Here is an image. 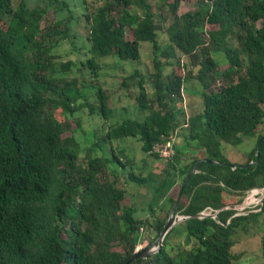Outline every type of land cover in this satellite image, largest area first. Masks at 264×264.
I'll use <instances>...</instances> for the list:
<instances>
[{
  "label": "trees",
  "instance_id": "trees-1",
  "mask_svg": "<svg viewBox=\"0 0 264 264\" xmlns=\"http://www.w3.org/2000/svg\"><path fill=\"white\" fill-rule=\"evenodd\" d=\"M154 1L172 15L166 29L156 22L161 14L149 0H46L32 8L26 0L15 6L12 0H0V264H243L230 250L232 236L238 229L246 231L248 223L260 220L258 226L264 225V197L257 211L235 215V209H222L228 205L222 193L241 198L251 188L264 187V139L258 135L244 163L226 158L220 142L238 145L264 125V0H199L197 9L180 16L183 0ZM75 19L85 31L87 47L69 50H82L87 58L58 62L54 48L71 41L69 26ZM206 24L217 28L205 30ZM142 42L151 45L156 66L152 97L144 78L138 81L137 106L146 113L141 120L126 118L102 130L112 112L106 91L85 82L78 87L64 75L87 68L97 77L99 61L110 56L136 62ZM211 54H219L227 68L216 70L219 60ZM181 55L188 56L190 70H197L201 108L179 132L182 142L174 148L193 145L206 154L184 188L197 159L177 167L174 157L156 176L145 158L137 160L135 152L122 147L124 140H133L139 152L161 158L153 147L176 131L183 114L181 90L189 80L163 69L180 65ZM206 72L222 82L210 88ZM88 89L98 106L89 102ZM83 107L88 109L85 149L74 134L79 119L74 129L68 122ZM56 109L63 120L55 117ZM66 130L69 136L62 135ZM179 179L173 196L169 191ZM124 181L149 189L144 205L122 203ZM176 201L175 212L190 216L182 222L183 240L172 243L171 227L155 252L130 261L142 231L159 234L168 211L160 213ZM206 206L220 209L216 218H193ZM143 210L146 216L140 215ZM261 252L264 264V235Z\"/></svg>",
  "mask_w": 264,
  "mask_h": 264
},
{
  "label": "rangeland",
  "instance_id": "rangeland-1",
  "mask_svg": "<svg viewBox=\"0 0 264 264\" xmlns=\"http://www.w3.org/2000/svg\"><path fill=\"white\" fill-rule=\"evenodd\" d=\"M19 0H12V5L15 6L18 3ZM89 1V0H88ZM46 0H26V3L29 7H34L36 5H44ZM72 4H78L81 3V0H70ZM151 5H153V9L155 12H160L161 16L156 17V22H160L163 29H166L169 25V23L172 20V15L169 11H167V8L159 9L154 4V0H149ZM199 5V0H183L181 1L178 9L177 14L178 16L182 15L186 11H193L197 9ZM132 13L139 14V9L136 7L131 8ZM49 18H53V13L50 10L49 11ZM162 16H166V19L163 20ZM43 23V21H41ZM259 24V23H258ZM217 28L215 25H205V30H211ZM70 34H71V41H63L60 43L59 46L55 47L54 50L57 53V61H66V60H74L78 61L80 59H86L87 55L83 52L86 50L87 47V40L85 36V31L79 24L78 20H72L69 26ZM76 36V37H72ZM166 39L165 35H161V40L164 41ZM89 45V44H88ZM235 45H237L235 43ZM70 46H74L77 49L79 47L83 50H80L79 52H71L69 50ZM210 56L216 58L219 60V63L216 66V70L222 71L225 68H227L228 64L219 54H211ZM208 57V56H206ZM204 57V58H206ZM203 58V59H204ZM99 61V60H98ZM100 63H103L101 66V69H99L97 77L93 74H90L89 69L85 68L83 71H75L72 70L71 72H68L64 75V79L68 80L70 82H75L78 87L81 86L82 82H85L87 84H96L100 85L103 90L106 91L108 94V105L112 108L111 114L108 116L107 119L104 121V126H101L100 129L106 130L109 124H115L123 119L131 118V119H138L141 120L144 115L145 111L141 110L137 106V95L139 92L138 87V81L141 78V76L144 78V85L146 86V89L149 93L148 98L152 97L153 94L151 93L153 90L152 86V73L156 70L155 62L153 60L152 55V48L151 45L148 42H142L140 45V57L138 61L136 62H120L117 59L110 57H105L99 61ZM181 64L180 65H166L164 67V74H169L171 70L178 74L179 76L189 78V80H185V83H183V90H181V96L182 99L178 102V107H181L183 110V114H179L178 117V123L177 128L174 133H172L169 136V139L172 141L173 146V154L171 157L168 158H159V159H152L151 157L146 156L142 152H139V145L137 142L133 140H124L122 143V147L126 148V152H129L130 154L135 152V158L137 160H140L141 158H145L147 160L148 167L151 169L152 174L156 176H162V171L167 169L170 162L174 160V157H177V167L182 166L183 164L190 163L191 161L199 158L206 157V154L203 149H194L195 147L193 145L184 146L183 149L176 150L174 148L175 144H180L182 142V138L179 134L181 131L183 133V130L188 127V119L195 115V113L201 108V97L199 95V91L202 89L201 83L196 78V68H193L190 70V64H189V58L187 55H181ZM184 64H187V66L183 69ZM137 70L139 73L134 75V71ZM207 74V81L211 82L210 88H215L219 85V83L222 82L221 78H213L212 74L210 72H206ZM234 80H236V77H234ZM126 84V86L124 85ZM62 84V82L60 83ZM209 88V89H210ZM83 90V88H81ZM86 95L89 99V102L92 105L98 106V101L93 96V91L87 90ZM83 100L80 102H73L72 106L79 105ZM156 107V104L155 106ZM87 114L88 109L86 107H83L82 109L76 111L73 116H70L68 118V122L70 123L71 129H74L76 127V120L79 119L80 121V128L77 129V131L74 133L76 140L79 142L81 148L85 149V147L88 145L86 141L87 132H88V120H87ZM54 115L57 118V120L61 121L63 120V115L60 112V109L54 110ZM87 117V118H86ZM94 120V119H93ZM97 118H95V121ZM83 130L85 133H83ZM70 130H66L62 135L63 136H69ZM259 134H264V125L260 126L259 129L255 132L254 136L244 138L243 141L238 145H230L224 142H220L221 146V152L228 158L231 162L236 163H244L248 159V154L251 152V150L254 148L257 137ZM86 135V137H85ZM117 145V141L113 142V146L115 147ZM134 150V151H133ZM134 154V153H133ZM84 156V151L80 152L79 158L80 161ZM142 165V164H141ZM108 178H112V174H108ZM181 180L179 179L178 183L175 184L171 189L170 193L175 196L178 191V186ZM124 188L127 190L125 198L122 203L128 204L130 202H134L135 204L142 206L145 204L147 199L150 197L149 189L145 186H135L134 184L127 183L124 181L123 183ZM258 190H255V189ZM255 189L251 188L247 190L243 197L239 198V196L235 194H228V193H222V198L226 199V203L230 205H234V209L236 210L235 215L238 212H243L241 214H246L249 212V210L257 211L259 209V206L261 204L260 200H256L260 194L259 188L256 187ZM255 192V197L250 196L252 193ZM128 192L135 193L136 196H132L128 194ZM250 196L249 198H247ZM247 198V199H246ZM246 199V201L254 200L251 203H249L245 209L240 211L238 209V206L242 204V202ZM182 201H186V199H182ZM226 205V206H228ZM168 211V216L170 215V210H165L160 213V216H164L166 212ZM148 213L147 210H143L140 212V215L146 216ZM174 215L178 217H182V215L179 212H175ZM239 215V214H237ZM263 216V215H262ZM260 221V220H259ZM258 222L255 224L248 223L247 230L238 229L233 234V240L234 243L231 246V252L235 255L239 256V260L243 264H260L263 260L262 258V252H261V239L264 235V225L260 223L258 226ZM183 220L176 221V224H174L173 232L170 234L172 237V243L174 245H177L178 241L183 240V236H180L183 229ZM145 230V228H144ZM143 235L140 240V242L136 245V248H144L146 246H151V249H154L155 251L157 249V243L154 245L153 243L156 241L159 234H157L156 231L153 230H146L142 231ZM145 237V238H144ZM144 238V239H143ZM173 255L176 253V247L173 249L170 248Z\"/></svg>",
  "mask_w": 264,
  "mask_h": 264
},
{
  "label": "water",
  "instance_id": "water-1",
  "mask_svg": "<svg viewBox=\"0 0 264 264\" xmlns=\"http://www.w3.org/2000/svg\"><path fill=\"white\" fill-rule=\"evenodd\" d=\"M264 139V134L261 136V140ZM257 157H258V150L255 151ZM202 160H205V158H199L194 164H193V167L191 168V170L187 173V175L185 176L182 184H181V188H184L186 186V184L188 183L189 179L192 177V175L197 171V166L198 164L202 161ZM209 162H215L214 160H208ZM231 166H233V164H230ZM249 165V164H248ZM179 195H180V191L178 192V198H179ZM177 206V201L175 202V204L173 205V207L171 208L170 210V215L168 216V218L166 219L160 233H159V236L157 237L156 241L153 243L154 245H156L157 243V249L161 246L162 242H163V239L166 235V233L169 231V229L174 225L176 224V221H179V220H184L186 218H189L190 216H182V217H178L176 215H174L175 213V208ZM226 209H234V205H230V206H227ZM219 211V210H218ZM193 218H203L201 216V214L196 213L193 215ZM156 249V250H157ZM154 249H151V246H146L144 248H141L140 250H137L135 251V254L130 258V261H134L136 259H139V258H144L146 257L147 255L155 252L153 251Z\"/></svg>",
  "mask_w": 264,
  "mask_h": 264
},
{
  "label": "built area",
  "instance_id": "built-area-1",
  "mask_svg": "<svg viewBox=\"0 0 264 264\" xmlns=\"http://www.w3.org/2000/svg\"><path fill=\"white\" fill-rule=\"evenodd\" d=\"M153 150L157 151L159 153L160 157H162V158L171 157V155L174 152L173 151V146H172V141H171V139H169V137L165 141L156 143L154 145V147H153ZM258 188H259V192H260V194H258V196L259 195L260 196L258 198L255 197V192H257V191H254V193H252V195H250V196L254 197V199L257 198L256 199L257 201L258 200L261 201V199L264 197V187H258ZM253 189H255V188H253ZM255 190H258V189L256 188ZM250 196H248L247 198H249ZM246 199H244V201L242 202V204H240L238 206V209L240 211H242L243 209H245V207L249 204V203L245 204V200ZM226 208H227V206H224L222 209H226ZM218 210H220V209H213L211 206H206L201 211H199V214H201V216L203 218L206 217V216H211L212 218H216V214H217ZM241 213H243V212H238L237 214H241Z\"/></svg>",
  "mask_w": 264,
  "mask_h": 264
},
{
  "label": "clouds",
  "instance_id": "clouds-1",
  "mask_svg": "<svg viewBox=\"0 0 264 264\" xmlns=\"http://www.w3.org/2000/svg\"><path fill=\"white\" fill-rule=\"evenodd\" d=\"M139 248H136V250H134V253H135V251H137Z\"/></svg>",
  "mask_w": 264,
  "mask_h": 264
}]
</instances>
